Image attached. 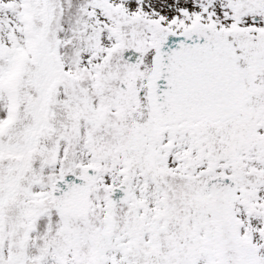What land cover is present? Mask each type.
Masks as SVG:
<instances>
[{
	"label": "snow or ice",
	"instance_id": "snow-or-ice-1",
	"mask_svg": "<svg viewBox=\"0 0 264 264\" xmlns=\"http://www.w3.org/2000/svg\"><path fill=\"white\" fill-rule=\"evenodd\" d=\"M0 264H264V0H0Z\"/></svg>",
	"mask_w": 264,
	"mask_h": 264
}]
</instances>
